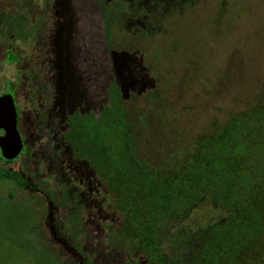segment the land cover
I'll return each instance as SVG.
<instances>
[{
	"label": "rangeland",
	"instance_id": "rangeland-1",
	"mask_svg": "<svg viewBox=\"0 0 264 264\" xmlns=\"http://www.w3.org/2000/svg\"><path fill=\"white\" fill-rule=\"evenodd\" d=\"M67 2L64 51L70 32L75 74L65 70L61 85L51 71L48 80H32L45 69L53 0H0V90L13 92L21 77V131L30 149L14 165L24 172L0 169V264H101L114 255L92 259V238L108 216L104 203L76 183L92 192L98 180L87 163L69 159L71 144L56 137L67 127L73 132L83 116L99 118L116 92L137 152L151 164L264 99V0ZM66 109H80L69 126ZM83 209L92 218L82 223ZM230 215L227 205L192 195L183 216L163 218L155 235L178 264H197Z\"/></svg>",
	"mask_w": 264,
	"mask_h": 264
},
{
	"label": "trees",
	"instance_id": "trees-1",
	"mask_svg": "<svg viewBox=\"0 0 264 264\" xmlns=\"http://www.w3.org/2000/svg\"><path fill=\"white\" fill-rule=\"evenodd\" d=\"M111 98L106 112L78 119L68 135L69 159L87 163L99 184L92 192L81 181L76 188L104 203L108 216L92 238V259L100 252L114 254L101 264H178L161 249L155 227L163 218L182 217L194 195L231 209L197 264H264V99L214 121L190 148L151 164L137 152L120 92ZM87 218L91 214L81 210V222Z\"/></svg>",
	"mask_w": 264,
	"mask_h": 264
},
{
	"label": "flooded vegetation",
	"instance_id": "flooded-vegetation-1",
	"mask_svg": "<svg viewBox=\"0 0 264 264\" xmlns=\"http://www.w3.org/2000/svg\"><path fill=\"white\" fill-rule=\"evenodd\" d=\"M62 4V10L58 7V5ZM69 4L67 2V0L61 1V0H53V11H54V26L55 27H49L48 31L46 32V36H45V40H46V48H45V55H46V62H44L45 64V69L41 71V74L39 73H35V77H32V80H37V82L40 81H45L48 80V74L51 72H54V79H58L59 78V83L62 85L64 84L66 77L64 78H60L61 75H63V72L66 73H74V68L73 71L71 69H69V65L71 63H69L72 58V56L74 55V51L72 52V45H71V36H70V32H68L67 34V44L69 46V51H67V53H65L64 51V39H66L64 31L66 30V27H64V23L65 20L67 18V15L69 13ZM64 22V23H63ZM68 58V59H67ZM66 65L67 68H64ZM72 66V65H71ZM65 76V75H64ZM37 77V78H36ZM70 76L68 75L67 79H69ZM45 79V80H43ZM61 79V80H60ZM22 79L21 77H19V79L17 81H15L14 84V91L13 92H7V86H5L4 89L0 90V95L3 94H7L10 93L12 94V99L14 101L15 107L17 109V116H18V129L22 134V138L25 144V149L23 151V153L21 155H19L16 159L12 160V161H6L5 159L2 158L1 156V150H0V163L3 164L0 165V169H16L18 172L22 173L24 172L23 169L15 167V163L18 162L22 157L26 156L27 154L29 155V146L26 143V139H25V135L24 133L21 131V123H22V112H21V105L19 102V96H18V89H19V85L21 83ZM46 82H44L45 84ZM48 85V84H47ZM47 85L45 84V87H47ZM70 109H66L65 113H64V122L65 124L69 126V124H71V119L75 116V113H79L80 109H76L73 110L74 112L70 115L66 114L69 113ZM57 126V125H56ZM67 131L63 134L60 132L61 130H59L58 132H60V134H62L59 137H56V139L62 144V143H69L68 140V135L70 134V131L68 130V127L66 128ZM6 133V130L4 128H0V135H4ZM66 143V144H67ZM71 146V145H70ZM23 167V166H21ZM24 168V167H23ZM37 194H41L44 195V199L46 201V205L48 208V195L46 193V191H44L42 188L38 189L36 191ZM43 199V197H40Z\"/></svg>",
	"mask_w": 264,
	"mask_h": 264
},
{
	"label": "water",
	"instance_id": "water-1",
	"mask_svg": "<svg viewBox=\"0 0 264 264\" xmlns=\"http://www.w3.org/2000/svg\"><path fill=\"white\" fill-rule=\"evenodd\" d=\"M0 128L6 130L4 135H0L1 156L6 161H12L23 153L25 144L18 129L17 109L10 93L0 95Z\"/></svg>",
	"mask_w": 264,
	"mask_h": 264
}]
</instances>
